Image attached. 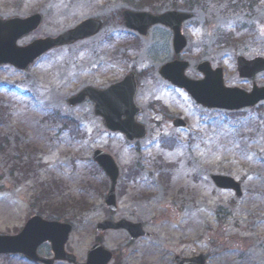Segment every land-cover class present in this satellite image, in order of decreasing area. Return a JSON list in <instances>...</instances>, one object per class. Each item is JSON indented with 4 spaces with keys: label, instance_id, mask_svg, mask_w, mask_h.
Segmentation results:
<instances>
[{
    "label": "rangeland",
    "instance_id": "obj_1",
    "mask_svg": "<svg viewBox=\"0 0 264 264\" xmlns=\"http://www.w3.org/2000/svg\"><path fill=\"white\" fill-rule=\"evenodd\" d=\"M155 7H154V6ZM187 11L186 48L176 54L173 31L153 26L142 38L122 12ZM43 14L19 45L56 37L89 18L96 35L53 49L26 71L0 66V235L18 234L38 214L73 223L68 252L85 262L100 241L110 264H177L204 254L207 264H264V101L239 111L209 109L160 75L169 62H188L185 75L203 79L199 64L222 68L224 84L250 92L264 71L240 77L237 58L264 57V0H0V16ZM138 73L137 121L147 136L129 141L107 130L94 103L70 106L85 86L107 88ZM181 118L186 127H175ZM110 153L120 168L119 209L105 204L110 180L93 152ZM211 174L233 177L242 195L217 188ZM106 219L141 223L151 237L126 229L98 232ZM39 252L52 256L51 245ZM0 264H34L0 255ZM55 264H68L60 261Z\"/></svg>",
    "mask_w": 264,
    "mask_h": 264
},
{
    "label": "water",
    "instance_id": "obj_2",
    "mask_svg": "<svg viewBox=\"0 0 264 264\" xmlns=\"http://www.w3.org/2000/svg\"><path fill=\"white\" fill-rule=\"evenodd\" d=\"M125 24L128 28L147 36L149 29L156 24H163L174 33V51L179 54L187 45V40L182 33L184 21L190 19L192 14L180 11H170L155 15L148 12L123 11ZM43 17L41 13L21 18L0 17V65L11 64L20 70H26L39 56L49 50L71 45L80 40L96 35L103 27L99 19H87L78 27L67 31L55 38L37 39L25 46L17 44L25 35L36 31ZM187 62L174 61L166 64L161 69L162 76L173 84L185 88L200 104L209 108L225 110H240L256 105L264 100V87L256 85L248 93L239 88H229L224 85L221 68L213 70L209 62H203L198 69L203 72L204 79L194 81L185 76ZM238 71L241 77L253 78L257 73L264 71V58L246 60L238 58ZM138 90L137 73L131 72L123 81L113 84L106 89L92 86L84 88L81 92L68 99L71 106L82 104L86 99L95 103V114L104 119L109 130L124 133L131 141L144 138L147 134L146 126L136 121L137 114L141 111L135 102ZM175 126H186L182 119L174 120ZM94 160L101 166L111 181V186L106 195L107 206L116 211V186L120 174L114 158L107 152L95 150ZM214 184L222 189H232L238 196L242 195L241 185L228 175L212 174ZM125 228L133 239L150 235L142 228L141 223L128 221L112 222L103 221L97 225L98 231ZM72 224L59 221L45 220L36 215L29 219L22 231L15 236H0V254H23L28 260L43 264H54L55 261H68L73 264H109L113 254L101 244H95L88 252L87 261L79 263L77 258L68 253L65 245L70 237ZM50 242L54 252L53 258H44L37 253L38 247L44 242ZM177 264H206L204 254L191 258L177 256Z\"/></svg>",
    "mask_w": 264,
    "mask_h": 264
},
{
    "label": "trees",
    "instance_id": "obj_3",
    "mask_svg": "<svg viewBox=\"0 0 264 264\" xmlns=\"http://www.w3.org/2000/svg\"><path fill=\"white\" fill-rule=\"evenodd\" d=\"M157 2L159 1V0H156ZM165 1V0H164ZM199 1V0H198ZM154 6V5H153ZM155 7V6H154Z\"/></svg>",
    "mask_w": 264,
    "mask_h": 264
}]
</instances>
